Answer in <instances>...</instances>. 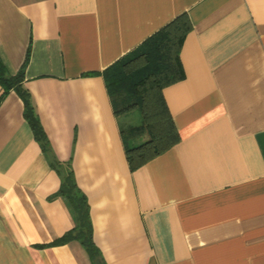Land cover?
Returning <instances> with one entry per match:
<instances>
[{"label": "crops", "instance_id": "obj_1", "mask_svg": "<svg viewBox=\"0 0 264 264\" xmlns=\"http://www.w3.org/2000/svg\"><path fill=\"white\" fill-rule=\"evenodd\" d=\"M181 12L183 78L161 89L179 140L130 171L119 132L140 116H114L100 72ZM26 53L49 151L3 94L0 264H92L77 240L54 243L75 223L56 162L105 264H264V0H0L9 74Z\"/></svg>", "mask_w": 264, "mask_h": 264}, {"label": "trees", "instance_id": "obj_2", "mask_svg": "<svg viewBox=\"0 0 264 264\" xmlns=\"http://www.w3.org/2000/svg\"><path fill=\"white\" fill-rule=\"evenodd\" d=\"M190 22L181 12L142 40L136 47L120 56L101 72L112 113L118 116L136 110L140 123L121 129L119 134L128 170L132 171L151 158L172 147L179 140L177 129L164 102L161 89L183 78L178 52ZM9 74L0 60V97L13 90L22 102V114L34 140L42 151H49L47 138L22 87L23 66ZM52 166L60 174L56 194L68 202L74 225L54 243L77 240L92 264H105L91 239V223L84 195L76 187L67 165Z\"/></svg>", "mask_w": 264, "mask_h": 264}, {"label": "rangeland", "instance_id": "obj_3", "mask_svg": "<svg viewBox=\"0 0 264 264\" xmlns=\"http://www.w3.org/2000/svg\"><path fill=\"white\" fill-rule=\"evenodd\" d=\"M138 119H139L138 112L136 110H133V111L129 112V114L127 115L126 119H121L120 121L122 123L128 121L131 124H135V123L138 122L137 121Z\"/></svg>", "mask_w": 264, "mask_h": 264}]
</instances>
